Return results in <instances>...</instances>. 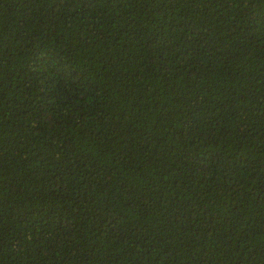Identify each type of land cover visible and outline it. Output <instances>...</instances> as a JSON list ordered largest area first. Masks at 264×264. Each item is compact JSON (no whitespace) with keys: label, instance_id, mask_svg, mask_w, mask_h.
<instances>
[{"label":"trees","instance_id":"obj_1","mask_svg":"<svg viewBox=\"0 0 264 264\" xmlns=\"http://www.w3.org/2000/svg\"><path fill=\"white\" fill-rule=\"evenodd\" d=\"M0 264H264V0H0Z\"/></svg>","mask_w":264,"mask_h":264}]
</instances>
